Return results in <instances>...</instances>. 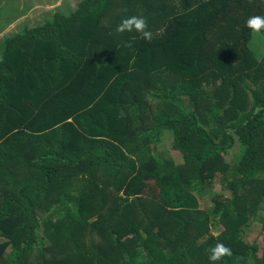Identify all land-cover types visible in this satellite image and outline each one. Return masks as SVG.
Here are the masks:
<instances>
[{
	"label": "trees",
	"instance_id": "1",
	"mask_svg": "<svg viewBox=\"0 0 264 264\" xmlns=\"http://www.w3.org/2000/svg\"><path fill=\"white\" fill-rule=\"evenodd\" d=\"M256 15L264 0H81L6 38L0 264H264L243 236L264 202ZM133 16L150 39L116 30ZM167 131L182 164L157 157ZM219 176L230 195L206 209Z\"/></svg>",
	"mask_w": 264,
	"mask_h": 264
},
{
	"label": "rangeland",
	"instance_id": "2",
	"mask_svg": "<svg viewBox=\"0 0 264 264\" xmlns=\"http://www.w3.org/2000/svg\"><path fill=\"white\" fill-rule=\"evenodd\" d=\"M81 0H0V57L3 53L4 40L21 33L25 28L42 25L51 19L53 14L66 13L75 8ZM72 8V9H73ZM261 37L260 33H255V38ZM264 41V38H263ZM261 51L264 53V44L261 43ZM173 135L168 131L164 142L160 145L161 151L157 152L159 159H174L177 164L184 162L182 154L173 151ZM240 152H230L228 161L233 165L237 163ZM149 185L153 181H147ZM197 194V193H196ZM200 204L206 209H212L214 206V197L216 195L229 196L230 193L225 189L221 177L214 179L212 186H206L203 194H197ZM264 202H262L256 213L251 217L248 225L243 232L244 238L249 242H257L262 252L264 248ZM221 226H216L213 232L219 233ZM3 239L0 238V242Z\"/></svg>",
	"mask_w": 264,
	"mask_h": 264
},
{
	"label": "clouds",
	"instance_id": "3",
	"mask_svg": "<svg viewBox=\"0 0 264 264\" xmlns=\"http://www.w3.org/2000/svg\"><path fill=\"white\" fill-rule=\"evenodd\" d=\"M245 25L247 28H250L253 32H257L261 29H264V16L256 15L250 16L246 19ZM146 22L143 17H129L121 21V23L117 26V31H132L135 30L142 34L145 40L151 38V33L145 30ZM210 255L208 259L210 261H219L223 257L229 256L231 254V250L229 247L224 245L223 243H217L214 247L210 249Z\"/></svg>",
	"mask_w": 264,
	"mask_h": 264
},
{
	"label": "crops",
	"instance_id": "4",
	"mask_svg": "<svg viewBox=\"0 0 264 264\" xmlns=\"http://www.w3.org/2000/svg\"><path fill=\"white\" fill-rule=\"evenodd\" d=\"M72 8H73V7H72ZM72 8H71V9H72ZM1 33H2V32H1ZM1 33H0V34H1ZM167 134H168V131H167L166 133H164V138H163V140H161V144L164 142V140H165ZM161 144H160V145H161ZM172 150L175 151L173 148H172Z\"/></svg>",
	"mask_w": 264,
	"mask_h": 264
}]
</instances>
